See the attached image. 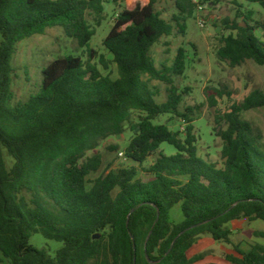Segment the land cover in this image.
Segmentation results:
<instances>
[{"label": "trees", "instance_id": "trees-1", "mask_svg": "<svg viewBox=\"0 0 264 264\" xmlns=\"http://www.w3.org/2000/svg\"><path fill=\"white\" fill-rule=\"evenodd\" d=\"M160 1L0 0V263L198 264L204 256L189 257V251L210 235L234 247L238 256L227 257L231 264H264V244L241 249L228 229L243 219L264 222V148L242 118L264 108V91L219 112L218 124L225 126L218 133L221 162L202 156L194 108L182 110L186 90L175 81L186 72L188 51L179 47L172 65L160 66L152 51L163 39L185 36L198 5L220 0H173L178 12L171 20L157 9ZM244 1L264 9V0ZM109 2L122 8L103 43L112 60L90 47ZM253 16L238 10L224 21L230 33L217 55L231 67L247 61L264 67V20ZM55 27L86 49L88 59L69 55L51 62L42 71L40 91L14 104L18 45ZM111 64L116 79L100 68L108 71ZM154 82L166 86L165 101H158ZM209 103L218 107L215 96ZM167 115L184 119V138L156 123ZM128 128L133 137L124 156L133 166L90 181L103 165L102 142ZM163 144L176 154L160 150ZM177 207L180 223L173 218ZM34 234L62 247L52 256L31 245ZM253 236L264 241V230Z\"/></svg>", "mask_w": 264, "mask_h": 264}, {"label": "rangeland", "instance_id": "rangeland-1", "mask_svg": "<svg viewBox=\"0 0 264 264\" xmlns=\"http://www.w3.org/2000/svg\"><path fill=\"white\" fill-rule=\"evenodd\" d=\"M202 4L203 0H193ZM132 3H135L132 2ZM134 5V4H133ZM239 5H243L240 9ZM105 20L100 27H96V35L93 37L90 47L99 55H105L108 60L112 57L105 49L103 43L110 33L119 12L122 8L112 2L105 3ZM132 7L126 3L124 7ZM157 9L162 13L163 18L171 20L174 13L178 10L173 0H161ZM242 10L254 12V20H264V9L258 4L247 3L244 0H220L216 5L212 3L197 6L193 14L187 20V34L178 35L168 39H163L153 48L152 55L157 66L161 64L172 65L177 50L183 46L188 51L187 69L183 76L176 77V85L181 91L186 90L182 110L194 108V134L198 140V147L202 156H208L212 162H221L222 139L219 130L225 128L218 124L219 112L226 111L234 102L241 103L255 90L264 91V67L247 61L241 66L231 67L229 62L221 60L217 53L221 46L222 38L227 36L230 31L226 30L224 21L234 19L237 11ZM91 23L93 18L89 17ZM95 24V23H93ZM261 35V33H259ZM168 42L169 45H165ZM82 57L88 59L86 49L78 47L77 43L68 38L61 27L48 29L43 35H33L18 45L17 53L13 60L14 79L13 92L15 94L14 104L27 101L32 95L40 91L42 84V71L51 62L65 56ZM105 75L113 79L118 77V70L114 64L110 65ZM160 91L159 102L167 98L166 86L162 83L154 82ZM216 91L224 93L219 98ZM230 94L231 96H228ZM215 96L218 100V107H211L209 97ZM136 116V115H135ZM133 117L136 122V117ZM242 118L254 128L257 135L261 137V144L264 148V108L253 109L242 113ZM157 124H166L173 132L181 133L184 138L186 134V122L182 118L174 116H162ZM133 133L130 128L126 133L119 137H111L101 144L103 152V165L100 171L92 174L89 179L94 181L106 174L109 169L129 168L133 163L128 161L124 153L125 148L130 143ZM110 147H117V151L109 150ZM162 151L167 155H175L176 149L168 144L161 146ZM8 166H12L11 158L5 153ZM150 162L146 164L149 166ZM173 218L177 223L183 219L180 208L173 211ZM228 229L232 232L234 245L241 249H248L250 245L256 243L264 244V241L253 236V232L264 230V222L249 221L246 219L233 221ZM31 245L40 250H46L54 256L62 244L56 241L47 240L41 234H34ZM203 255L204 259L198 264H231L227 257L230 255L238 256L234 247L230 244L217 242L210 235L200 237L195 246L189 251V257ZM0 264H10L4 260Z\"/></svg>", "mask_w": 264, "mask_h": 264}, {"label": "built area", "instance_id": "built-area-1", "mask_svg": "<svg viewBox=\"0 0 264 264\" xmlns=\"http://www.w3.org/2000/svg\"><path fill=\"white\" fill-rule=\"evenodd\" d=\"M120 155H121L122 157H124V153H121Z\"/></svg>", "mask_w": 264, "mask_h": 264}]
</instances>
